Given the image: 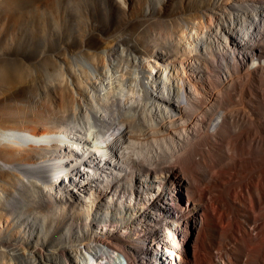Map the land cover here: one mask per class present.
<instances>
[{
  "label": "bare ground",
  "instance_id": "obj_1",
  "mask_svg": "<svg viewBox=\"0 0 264 264\" xmlns=\"http://www.w3.org/2000/svg\"><path fill=\"white\" fill-rule=\"evenodd\" d=\"M67 1L53 43L0 0V264H264V0Z\"/></svg>",
  "mask_w": 264,
  "mask_h": 264
},
{
  "label": "rangeland",
  "instance_id": "obj_2",
  "mask_svg": "<svg viewBox=\"0 0 264 264\" xmlns=\"http://www.w3.org/2000/svg\"><path fill=\"white\" fill-rule=\"evenodd\" d=\"M10 2H13L12 3V8L15 10V16H17V21H18V23L20 22V23H23L24 22V24H25V29L22 31V32H26V33H30L31 34V36H32V34H33V31H34V28L36 27L35 26V23L36 24H38V26H40L41 27V29L43 30V32H44V34H45V41H46V39L47 40H51V42L53 41V43H58V41L60 42V37L58 38V34H60V31H62L61 29L63 28V23H62V15H60V4H62L61 3V1H64V0H55V1H53V0H50V1H52V3L49 1V0H47L49 3H51L52 5L50 6V9L49 8H45V7H42L41 6V2L43 1H46V0H25L27 3H29V5L28 6H23L21 9H17V5H18V0H9ZM88 2L87 3H89V4H91L92 6H94L95 8H97V9H99V11L101 12L100 13V17H98L99 19H97V20H100V23H105V15H104V10L105 9H107L108 8V5H102V3H98V2H96L95 0H87ZM143 1V0H142ZM146 1V0H145ZM151 1V3H155V4H157L160 0H150ZM68 3L67 4H69L71 7H74L73 6V1L71 0H68L67 1ZM9 3V2H8ZM54 3V4H53ZM96 4V5H95ZM98 4V5H97ZM101 4V5H100ZM162 4V3H161ZM136 5H138V3L136 2ZM69 6V7H70ZM142 6L144 7L145 6V4H142ZM141 6V7H142ZM78 7V6H77ZM75 8V10L77 9H80V7H78V8ZM137 7V6H136ZM83 7H81V9H80V12H79V14H82V19H83V21H84V23H86L87 21H89V22H91L92 20H95V18H93L91 15H90V11H88V10H86L88 13H86V11L84 10V8L82 9ZM101 8V9H100ZM137 9V8H136ZM17 10V11H16ZM103 10V11H102ZM107 12H109V8L106 10ZM103 14V15H102ZM61 16V17H60ZM74 17V16H73ZM73 17L71 16V15H69L68 16V19H70V20H73ZM37 20V21H36ZM74 21V20H73ZM69 28L70 27H72V24L71 23H69L68 25H67ZM140 26H142V25H140ZM144 26V27H143ZM142 26V28L144 29V30H146V29H148L149 27H151L152 26V24H147L146 25V28H145V25H143ZM148 26V27H147ZM137 29H139V30H137ZM137 29H135V31H131V34L132 35H137L138 33V31H139V37H143V35H145L146 36V34L147 33H145V32H148L147 30L146 31H144L143 29H141V27H137ZM151 29V28H150ZM144 32H143V31ZM149 30V29H148ZM19 31H21V28L19 29ZM134 32H136V33H134ZM140 32L141 33H143V35H141L140 36ZM145 33V34H144ZM23 37V35L21 36V38ZM55 39V40H54ZM45 41H43L42 43L44 44L45 43ZM56 41V42H55ZM45 64V63H44ZM47 64H45L44 66H46ZM48 66V65H47ZM40 74V78L42 77V79L43 80H39L40 82H41V85L43 84V86H44V83H50V82H52L51 80L53 79H49V76H51L50 74L48 75V78H47V75L46 74H42V73H39ZM38 74V75H39ZM42 75H44V76H42ZM52 77V76H51ZM50 77V78H51ZM46 78L47 79H49V80H46ZM43 81H46V82H43ZM45 84V85H46ZM48 84L46 85V86H48ZM45 87V86H44ZM48 100L49 99H51L52 100V97H50V96H48V98H47ZM50 101V100H49ZM96 204V205H95ZM87 205H91V207L93 208V210L95 209V207L97 208V203H96V201L94 202L93 201V204H88L87 203ZM74 225V224H73ZM119 226V227H118ZM122 226H123V224L122 223H119L118 225H117V227H116V229L118 228L119 230H123L122 229ZM61 229H63V228H61ZM57 230V229H56ZM95 229H93V231H94ZM74 232H76V228H74ZM77 234H79L80 235V238L79 239H82L83 237H86V234L84 233H79V232H77ZM81 235H82V237H81ZM92 235V234H91ZM61 236H63V238H60ZM59 238L60 239H62L63 241H65V239H67L68 237L66 236V233H63V235L61 234V233H59ZM86 239V238H85ZM73 240V242L74 243H76L75 241H74V239H72ZM87 242H82V244H86ZM80 245V246H82L83 247V245ZM205 255L207 254V253H205V252H203Z\"/></svg>",
  "mask_w": 264,
  "mask_h": 264
},
{
  "label": "built area",
  "instance_id": "obj_3",
  "mask_svg": "<svg viewBox=\"0 0 264 264\" xmlns=\"http://www.w3.org/2000/svg\"><path fill=\"white\" fill-rule=\"evenodd\" d=\"M110 159H112V161H116V160L118 161V159L116 157H106L104 154H99V155L97 154V157H95L93 155H91L89 157H84V158H81L79 160V162H77V163L75 162V164H71V165H74L75 167H79V166H83L84 167V165H82V164L83 163H87L88 161H86V160H89V161L94 162V163H104V162H107V161H111ZM83 172H84L83 175H81V176L79 175V178H75V176L72 173L71 174L72 175V177H71L72 181L70 182V180H68V178L66 179L67 182H68L67 183L68 186L70 187V186H74V185H79V184H81V183H83L84 181H87V180L90 181V180H92V179L97 177V175H98L97 173H99V172L101 173V171H99V170H91L89 168L84 169ZM114 176H115V174H110V175L103 176V177H104V179H111ZM67 189H70V188H67ZM61 192L62 191L59 190V193H61ZM99 229H97V230L95 229V230L97 231V234L100 237H102V238L98 237L97 239L94 240L93 244H94L95 248L98 249V247H100L103 252L107 251L109 254H114V256L121 255V257L123 259L124 257H123L121 251L119 250V248L116 245V239H113V242L108 244L106 240L109 239V238H106L105 235H109L110 233L107 234V233H105V231L100 233ZM121 233H122L121 230H119L117 228L116 229V234H121ZM103 238H105V240ZM124 239H126V238H124ZM181 240L182 239L179 236H177L176 234H171L170 237L168 239H166V240H157L156 244L160 248V251H159L160 254L159 255L161 257V260L164 261L163 264H176V262H177V257L176 256H178V254H177L178 251L177 250L181 246V243H182ZM139 245L141 247L140 255L142 256L143 254H145V258H148L146 256L145 251L149 252L150 249H147V247L144 246V241H140ZM123 263L124 264L126 263L125 258H124V262Z\"/></svg>",
  "mask_w": 264,
  "mask_h": 264
}]
</instances>
